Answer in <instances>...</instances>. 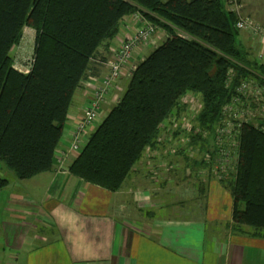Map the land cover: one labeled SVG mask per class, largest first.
Returning <instances> with one entry per match:
<instances>
[{
	"label": "trees",
	"instance_id": "obj_1",
	"mask_svg": "<svg viewBox=\"0 0 264 264\" xmlns=\"http://www.w3.org/2000/svg\"><path fill=\"white\" fill-rule=\"evenodd\" d=\"M230 2L0 0V165L19 180L53 169L74 95L91 60L117 38L126 17L141 13L167 38L137 65L125 93L69 171L116 193L146 157L184 155L190 164L189 152L200 146L201 153L207 146L191 167L213 175L204 154L218 151L216 132L224 107L242 81L264 86V64L249 59L238 41V16ZM26 28L36 32L34 63L22 74L14 68L13 52ZM188 94L198 96L202 107L193 128L184 130L179 120L187 111L182 101ZM238 135L235 173L218 181L234 200L233 232L249 228L264 234V131L243 124ZM181 136L186 143L179 141ZM8 185V179L0 178V190Z\"/></svg>",
	"mask_w": 264,
	"mask_h": 264
},
{
	"label": "crops",
	"instance_id": "obj_2",
	"mask_svg": "<svg viewBox=\"0 0 264 264\" xmlns=\"http://www.w3.org/2000/svg\"><path fill=\"white\" fill-rule=\"evenodd\" d=\"M251 2L245 0V6L258 16ZM136 20L134 15L126 17L117 38L102 45L91 60L56 153L69 150L76 124L109 73L105 62L140 29ZM159 31L156 44L167 38ZM35 38L36 32L26 28L13 54L21 48L34 50ZM144 49L133 53L121 83L114 84L102 104L99 120L86 130L87 138L116 105L114 97L121 99L125 93L130 81L126 77L146 58ZM19 57H14L17 70L25 64ZM75 159L70 154L64 173L56 154L50 172L27 180L0 165V178L9 180L0 190V264H264V234L249 228L234 233L230 192L206 170L187 169L184 155L146 157L116 193L67 172Z\"/></svg>",
	"mask_w": 264,
	"mask_h": 264
},
{
	"label": "built area",
	"instance_id": "obj_3",
	"mask_svg": "<svg viewBox=\"0 0 264 264\" xmlns=\"http://www.w3.org/2000/svg\"><path fill=\"white\" fill-rule=\"evenodd\" d=\"M230 5L232 6L231 10L238 16V21L236 22L237 30L250 33L253 39V47H257L258 58L264 64V26L257 23L254 19L244 17L241 14L243 4H241L240 0H231ZM154 27L155 26L151 24L147 25L141 29L134 38L131 37L124 41L125 44L120 49L119 53L106 63L109 73L106 78L99 81V86L94 92L90 106L86 109L81 120L76 124L69 150L56 153L57 161L60 166L59 168L64 173V168L70 154H73L75 158H77L87 144L89 138L86 136V130L99 120V111L102 104L105 103L106 97L114 84L117 85L121 83V79L124 77L123 70L133 53L139 47L146 48L156 45L153 40L158 29ZM135 69L136 67L131 69L129 77H131ZM229 74L233 76V74ZM226 86H231L230 80ZM119 100L120 99H118L116 95L114 101L118 103ZM182 103L186 106L187 111L182 115L181 120H179L180 126H182L184 130H191L194 125L193 122L201 110L202 102L198 96L188 94L183 98ZM243 124H251L255 128H261L264 131V86L254 80H244L237 86L236 94L232 101L223 109V121L216 132L217 138L215 147L218 151L215 154H204V161L210 166L209 170L217 180L227 179L235 173L238 134ZM232 140L233 143L231 144ZM179 141L186 143L187 139L181 136ZM178 146L179 145L176 144V147ZM198 154L200 153L191 150V152H189V157L195 159ZM233 154L234 157L232 156Z\"/></svg>",
	"mask_w": 264,
	"mask_h": 264
},
{
	"label": "rangeland",
	"instance_id": "obj_4",
	"mask_svg": "<svg viewBox=\"0 0 264 264\" xmlns=\"http://www.w3.org/2000/svg\"><path fill=\"white\" fill-rule=\"evenodd\" d=\"M240 2H241V4H243V8L241 9V14L244 16V17H250V18H252V19H254L257 23H259L260 25H264V0H252V2H251V5H250V7L251 8H253L255 11H257L258 13H259V15L257 16V15H255L254 14V16L252 15V14H250L249 13V11H251V9H249L248 10V7H246L245 6V0H240ZM229 6V9H232V6L229 4L228 5ZM261 14V15H260ZM134 16L136 17V22H138V23H140L141 24V27H140V29L139 30H137L136 32H134L132 35H131V37L132 38H134L137 34H138V32L141 30V29H143L145 26H147V25H150L144 18H143V16H142V14L141 13H136V14H134ZM153 26H155V25H153ZM154 28H156V26L154 27ZM156 29H158V31L161 29H159V28H156ZM163 30H161V32H162ZM160 32V31H159ZM246 31H241L239 34H238V41L242 44V46H243V48L248 52V57H249V59H251L252 61H255L256 59H257V56H256V54H257V52H258V49H257V47H253V39L251 38V36H250V33L249 32H246V33H248L247 34V36L245 35L244 36V33H245ZM164 34V36H166L165 35V32L163 33ZM156 35V34H155ZM28 37V31H25V38H27ZM130 37V38H131ZM155 37V36H154ZM249 38V39H248ZM26 40V39H25ZM128 40V39H127ZM152 40H153V38H152ZM166 40V38L165 39H161L160 41H159V43H157L155 46L157 47V46H160L161 44H163V42ZM124 41H126V40H124ZM153 42H157V40H156V38L153 40ZM250 43H252V47H251V44ZM125 43L124 42H121V45H120V48H118L119 49V51H120V49L122 48V46L124 45ZM155 46H149V47H147V49H146V51H145V55H146V57L147 56H149L153 51H154V49L156 48ZM144 49V50H145ZM256 49V50H255ZM15 50V49H14ZM118 51V50H117ZM119 51H118V53H119ZM257 51V52H256ZM132 52H133V50H132ZM256 53V54H255ZM19 56H21V58H22V60H24V63L25 64H23V69H18V70H20V72L22 73V74H27V72H29V70H30V65H31V62H32V59H33V56H34V50H33V46L30 48V49H24V48H21V50H20V52L16 55V54H14V57H15V59H18V58H20ZM113 59V58H112ZM111 59V60H112ZM130 61V60H129ZM108 62H109V60H108ZM105 63H107V61L105 62ZM128 64V63H127ZM126 64V65H127ZM132 69V68H131ZM130 72H131V70H130ZM130 74V73H129ZM126 78H129V76L128 77H126ZM216 132V131H215ZM214 132V133H215ZM208 148L210 147V145H211V137H212V133L211 134H209L208 135ZM233 143V140L231 141V144ZM207 146L205 147V149H203L202 151H201V153L200 154H198L197 156H196V158H195V160H197V162H199V160L201 159V157H202V155H203V152L204 151H206L207 149ZM200 150V146H196L195 148H194V151L195 152H198L197 150ZM231 149L233 150V147L231 146ZM233 157H234V154L232 155ZM192 159L190 158V165H189V169L191 170V171H196L197 169H193L192 167H191V165H192ZM67 170V172H70L69 171V168H67L66 169ZM156 180H159L160 179V175H158L156 178H155Z\"/></svg>",
	"mask_w": 264,
	"mask_h": 264
},
{
	"label": "bare ground",
	"instance_id": "obj_5",
	"mask_svg": "<svg viewBox=\"0 0 264 264\" xmlns=\"http://www.w3.org/2000/svg\"><path fill=\"white\" fill-rule=\"evenodd\" d=\"M33 63H34V56H33V59H32L31 65H30V70H31V68H32ZM14 68H15V65H14ZM15 69H16V68H15ZM16 70H17V69H16ZM30 70H29V72H30ZM17 71L20 72V70H17ZM29 72H27V74H28ZM20 73H21V72H20Z\"/></svg>",
	"mask_w": 264,
	"mask_h": 264
}]
</instances>
